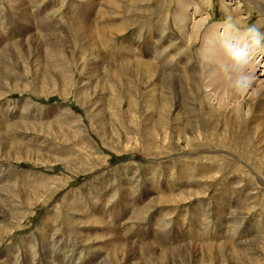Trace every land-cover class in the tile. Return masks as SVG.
<instances>
[{"label":"rangeland","instance_id":"1","mask_svg":"<svg viewBox=\"0 0 264 264\" xmlns=\"http://www.w3.org/2000/svg\"><path fill=\"white\" fill-rule=\"evenodd\" d=\"M260 6L0 0V264H264L261 102L240 90L234 114L190 83L215 25L246 33L237 75L264 80ZM87 14L88 44L71 31ZM159 42L172 73L197 67L187 86L133 65L159 70Z\"/></svg>","mask_w":264,"mask_h":264},{"label":"bare ground","instance_id":"2","mask_svg":"<svg viewBox=\"0 0 264 264\" xmlns=\"http://www.w3.org/2000/svg\"><path fill=\"white\" fill-rule=\"evenodd\" d=\"M254 4H258V3H254ZM182 5H186V4H182ZM102 8H103V6H102ZM105 8H107V7H105ZM116 8H118L119 10L121 9L119 6H116ZM122 9H124V8H122ZM126 9H127V7H126ZM260 9L264 13V10H263V8H261V6H260ZM82 12H84V10H82ZM109 12H110V10H109ZM99 13H100V15H98L99 18L100 19H103L104 18L103 15L105 16V12H103V11L101 12L100 11ZM122 13H123V10H122ZM174 16H176L175 18H177V22H178L179 25H181V28L183 29V31H186L185 26H184V23H185V21L187 19L186 18V10L179 9V7H177V9L175 10ZM44 18H45V16H44ZM89 18L90 17L87 14V15L81 17L79 20H75L77 22H75V21L73 22L71 31L75 35L82 36L81 38L84 39L85 42H86L85 38L87 39V36L89 35V33L92 32L93 33L92 38L90 39V41L87 40L88 42H91L92 43L93 40L96 39L95 38L96 36L94 35L93 29L90 27V23H89L90 22V19ZM172 18H174V17H172ZM151 20H152V18H151ZM166 20H167L166 18H163V22L158 23L159 24V27L162 28V31L163 32L164 31H167V25H169L166 22ZM154 21H152V22H154ZM202 22H203L202 20H199L198 21V24H200V26H201V23ZM220 26L223 29V32L221 34H219L215 30V29H217V27L215 25V26L210 27L206 31V33H205V35L203 37L202 46H201V50L203 51V54H202V57H201L202 58V63H200V65L198 67V70H199L200 74L197 76L196 80H193L192 79L191 82L190 81H187V79L189 77H191V78L192 77H195V74L197 73L196 72V70H197L196 69L197 68L196 66H195L196 68H194V70L192 69V71H189V67H185L184 68L185 69L184 72H186V73H184V74L181 75V77H184V78L179 77L178 74H176V72L174 74V73H172V71H170L168 69L167 58H168V55H169V52L168 51L170 50V48L168 47V45L162 44L164 42V40H163L162 43L159 42L162 45H164V46L159 47L160 48V52H157V50H156V52H154V54H156L158 56L156 58H157V63H159V70L155 71V69H153V67H151V65L149 64V62L148 63L137 62V63H133V65L140 66L141 68H146L148 70H151V75L153 73H155L157 75V80H158L159 83L160 82H162V83H165V82H173L176 85H182V84H184V85L187 86L188 85L187 82H190V83L197 82V85L196 86H191V87L192 88H195L196 90L199 89L200 91L203 90V89L207 90V93L204 94V97L202 95V97L204 98L203 101L206 104H209L208 101L209 102H215V105L219 106L220 108L224 107L225 105H227V107H228L229 104H231V105L233 104V109L232 110H233V113L234 114H239V113L241 114L242 107L241 106L234 107V103L233 102L239 101V99L241 97V93L248 92V91L250 92L252 90L251 93H250L249 102L253 104L254 102H256L259 99L260 100L259 102H261V103L259 104V106L257 105V108H258V110H260L263 113L264 112L263 111L264 108H262V104L264 103V80H262V81L261 80L260 81L259 80H256V83L254 81H251V82L248 81L247 82L248 79L239 77L237 75V70L239 71L241 68H246L245 70H248L250 73H252V68L255 66V63L256 62L252 61V63L249 65L248 64L249 63V60H245V58H243L241 56L239 57V55L241 53V47L240 46L235 47V45H234L233 48H229L228 47V44H229L230 40L232 41V39L239 40V42L241 43V45L244 42H246L247 40H249V39L246 37L247 35L245 36L246 33L243 32V31H237V30L232 31V29L231 28L229 29L227 26H224V25H220ZM123 30H125V29H123ZM156 30H158V28H156ZM170 30H173V29H170ZM179 30H180V27H179ZM152 31H151V35L153 34ZM102 32H104V31H102ZM153 32H155V31H153ZM164 38H165V36H164ZM77 39H79V38H77ZM82 39H80V40H82ZM157 39H158V37H157ZM146 40H148V38ZM156 42H158V41L156 40ZM249 42H251V41H249ZM252 47H253V45H251L250 47H247V49L248 48L250 49ZM152 49H154V48H152ZM154 51H155V49H154ZM229 54L231 55V57H228ZM262 67L264 68V65ZM213 68H218L219 69V72H214ZM193 72H195V73L193 74ZM262 74H260V75H262ZM260 75H258V76H260ZM185 87L180 88V89H179V87H177V90L178 91H181L182 90V92H184L185 91V89H184ZM188 87H190V86H188ZM165 88H167V87H165ZM240 90H241V93H240ZM179 100H181V99H179ZM203 101L200 100L201 103ZM185 106H187V104H185ZM249 108H250V106H249ZM249 111H248V108L246 109V111L244 110L245 115H247L248 114L247 112H249ZM176 120H177V117L175 116L174 117V121H176ZM262 125H263V123H262ZM189 126H185L183 128L187 129ZM263 135H264V132H263Z\"/></svg>","mask_w":264,"mask_h":264}]
</instances>
